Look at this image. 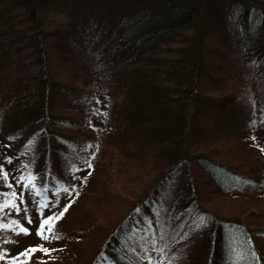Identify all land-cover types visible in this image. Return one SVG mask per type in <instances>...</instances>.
<instances>
[{
    "label": "trees",
    "instance_id": "trees-1",
    "mask_svg": "<svg viewBox=\"0 0 264 264\" xmlns=\"http://www.w3.org/2000/svg\"><path fill=\"white\" fill-rule=\"evenodd\" d=\"M124 1L119 15L116 11L107 16L103 13L95 25L88 18L82 29L71 23L51 29V14L63 9L66 0H0V112L4 121L8 125L15 121V131L27 129L33 136L39 129L36 121L58 118L50 116L52 104L55 97L70 90L96 98V102L116 101L105 110L123 124L114 132V127L97 132L98 128L85 131L69 123L66 134L54 130L62 140L52 142L43 136L36 144L42 154L57 153L60 147L65 150L52 163L57 166L44 168L43 172L36 168L33 173L24 163L17 172L12 165L8 168L5 164L9 161L3 159L0 193L2 186L16 187V181L10 180L12 174L37 178L32 183L40 185L41 198L43 190L46 194L57 192L48 174L60 180L61 187L74 180L70 184H76L78 191L83 180L97 189L103 185L102 180L111 177L106 161L121 153L126 160H134L141 168L150 166L154 171L142 192L133 193L126 213L122 216L115 209L105 210L107 205H118L105 195L107 201L94 198L89 201L92 203H84L85 210H80L81 216L75 215L73 225L66 223L70 207L62 218L52 222V228L60 230L56 237L67 234V230L110 231L101 249L83 245L73 252L76 262L79 257L76 264H264L263 246L253 238L254 233L263 236L264 227H254L257 229L251 235L243 219L233 224L218 218L217 212L206 208L198 187H194L202 171L215 185L213 192L233 193L232 180L237 183L236 190L250 186L252 181L256 184L254 197L264 199V169L259 168L260 173L245 169L247 160L239 159L242 152L239 154L233 144L235 139L241 140L242 127L254 132L251 148L264 143V130L256 127L258 121L264 120V115L256 111L264 102V0H210L215 3L214 13L207 21L203 19L197 30L199 38L194 34L190 37L186 31L193 29L205 7L203 0H150L148 7L137 0ZM100 10L95 9V13ZM141 11L146 15L141 20L147 19L148 24L133 29L131 22L139 19ZM175 43H180L181 48L176 49ZM186 47H200V52L182 53ZM26 59H30L28 65L21 69ZM13 66L17 69L12 70ZM230 79L235 81L236 89L224 88L218 96L200 94V84L216 86ZM19 137L2 140L0 151L16 147ZM228 142L234 148L228 149ZM76 143L80 150L81 144L94 149L92 164L99 169L94 177L85 178L82 170L78 176L71 168V176L63 180L64 170L70 168L64 166L62 156L79 167L87 164L91 156L73 149ZM25 144L26 141L14 153L18 163L24 158ZM220 154L225 158L217 160ZM49 161L50 157L46 162ZM243 178L246 180H239ZM169 189L171 195L164 192ZM238 196L249 198L241 193ZM69 200L58 198L52 213L58 215L65 205H70ZM54 201L50 198L49 205ZM100 210L102 217H107L104 224L99 220ZM206 212L211 215L206 217ZM195 221L201 226L194 233L190 225ZM163 230L175 231L168 242ZM204 233H208V242L195 247ZM34 254L40 255L36 251L30 253V258L20 259L25 263L34 261Z\"/></svg>",
    "mask_w": 264,
    "mask_h": 264
},
{
    "label": "rangeland",
    "instance_id": "rangeland-1",
    "mask_svg": "<svg viewBox=\"0 0 264 264\" xmlns=\"http://www.w3.org/2000/svg\"><path fill=\"white\" fill-rule=\"evenodd\" d=\"M125 2L126 1L124 0H115L112 3L108 0H66V6L63 9H59L56 13L51 14V23L49 24V28L54 29L57 26H68L71 23L73 25L75 24L74 26L78 27V29H82L84 26H86L88 18H91V24L95 25L96 23H98L100 16L103 15V13L105 16H107L108 14H113L116 11V16L119 15L121 12L120 5ZM137 2H141V4L145 3L147 7L151 5L150 0H137ZM203 2L205 7H202V12L200 14L201 16L199 15L195 19L196 21L194 22V26H192L193 29L189 32L186 31V33H188L190 37L194 34L197 38H199L197 30H199V26L201 25L203 19L207 21L208 18L211 17L214 13L213 9L215 3L211 2L210 0H203ZM133 5H136V2ZM99 8H101L100 12L95 13V9ZM116 16L114 18H116ZM108 17L111 18V16ZM145 17L146 15L144 11L138 12L139 19H135L131 22L132 28L137 29L142 26H147V19L141 20ZM173 46L176 49H180L182 45L180 43H175L173 44ZM196 49H198L199 51H197ZM196 49L186 47L182 49V53H184L185 50H189L190 54H192V52L194 54V51L198 52L199 54L200 47H197ZM29 60L30 59H26L21 62V69L25 68L28 65ZM52 68L54 69L53 66ZM16 69L17 66L12 67V70ZM224 88L232 90L236 89L235 81L231 79L226 80L221 85L216 86H209L208 84L205 85L202 83L200 84V94L218 96L222 94L221 90ZM96 101H98L96 98H90L88 95L80 92H73L68 90V92L61 93L60 96L55 97V102L52 104L50 112V116L57 115L58 118L52 117L49 120L44 118V120L40 119L36 121L35 124L39 126V129L33 136L27 133V129H25L22 133L15 131V121L11 120L10 124L8 125V121H4V118H2L0 112V142L2 140L8 141V139L12 136H20L19 139H21L16 147L8 148L7 150H3L2 152L0 151V165L2 164V160L5 159L9 161L6 162L5 165L8 168L12 165V169L16 170L17 172L18 170H21L20 167H22L24 163L30 171H33V173L35 172L36 168H38L40 172H43L42 169L44 168H49L52 166L56 167L57 165H54L52 163L55 161V158L59 156V154H61L59 152L64 153L65 151L62 147H60L56 149L59 151L57 153L45 152L46 155L42 154L43 151H41V147H39L40 151H38L36 144L37 141L40 140L43 136L49 137V141L52 142H56L58 140L60 141L62 139L58 137L56 133H68L66 127L69 125V123L72 125H79L85 131L92 130L93 128H98L97 132L108 131V129H112L113 127L114 132L116 128H119L123 125L119 121H114L113 117L111 118L110 116V114L112 113L105 110L106 107L110 106L116 101L111 99H107L102 103ZM256 111L261 113V117L264 115V102L261 103L260 108L258 107ZM70 116H73L71 117L72 119L68 118ZM256 127L258 128V130H264V120L258 121L256 123ZM250 129L251 128L248 127H242L239 129L241 140H239L238 138L233 141V144H236L237 148H234L231 142H228V144L226 143V146L228 149L234 148L238 150L239 154L240 152H242V154H240L239 156V159L244 161L247 160V163H244L247 164V168L245 169L253 168L251 169V171L260 173L259 168L264 169V143L258 142L256 148H251L250 146L254 143V132ZM54 130H57L58 132L55 133ZM48 131L50 134H48ZM74 133L81 135L78 131ZM3 134H9V136L6 137L5 135L4 137ZM25 141V150H23L25 152V155L23 159L22 157L20 158L21 162L18 163V157L14 153L19 150V146H23V143ZM81 145L83 146L81 150L80 145H77V143L74 145L73 149L76 150L77 148L78 151H82L84 152V154H91V156L88 157L87 164L82 163L83 166L79 167L75 164L76 162H73L70 159L62 156L64 166L70 168L69 171L64 170V176L60 175L61 172L60 174L58 173V175H60L63 180H66L67 177L69 178L71 176V168L73 169L74 173H77L78 176L81 174L80 170H82L84 176H86L85 178H89L91 176L94 177V173H96L99 169L92 164L94 160V149L91 150V147L88 144ZM218 146H221V144H218ZM226 146L224 148L225 150ZM118 150H121L120 147L118 148ZM185 150L187 153L186 155H189L190 149L187 147ZM41 156H45L46 159L41 161ZM48 157L51 158V161H49V163L46 162ZM34 158H36V160H34ZM224 158L225 155L223 154H220L219 156L216 155L217 160ZM106 163L109 166L111 177L105 178L101 176L102 178H105V180H102L103 185L99 186L97 189H94L93 187H91V185H85L86 182L83 180L81 181L82 189L80 188L78 191H76V184L73 186L70 184L74 183V180H69V184L65 183L61 187L60 180H56V178L52 174H48V176L55 181L57 192L46 194V191L43 190V198L38 195V190L41 189L39 187L40 185H38V182L34 184V187H32L31 185L25 187V184H21L19 176H17V174H12V176L10 175V180L12 179L13 181H16V187H1V190L3 192L0 193V204H3L5 200L13 199L10 195L6 196L5 194L15 192L17 193L15 204L20 210L17 211L16 208L12 206L0 209V224H11L13 221L17 222V224L13 225L12 227L0 228V254L4 256V259L0 260V263L13 264L11 261L14 260V258H18L16 264H39L40 261H45L46 264H66V262L76 264L79 260V257L77 258L76 262V258H74L72 254L73 252H76L77 249H79L81 246L92 245L101 249L104 242L109 236L110 231H107L108 228H105L104 230L98 228L96 230L87 232L76 231L73 233L70 232V230H67V234H63L58 239H54L52 237H56V234L60 230L52 228V232H48V226L46 225L44 234L49 237V239L47 240L37 235V229L39 228L40 223L43 219L47 218L48 216L54 215L52 211L53 208L57 206L56 202L58 198L64 200L70 199L67 202L70 203L71 216H69L66 221V223H69L70 225H73V222L76 220V218L81 216L79 215L80 210H85V206L83 207L84 203H92L89 201H93L94 198H97V200H106L105 195H107V198L110 200V202H113V204H118L117 206H113V208L107 205L105 207V210H108V212H112L115 209V212L118 215L121 214L123 216L128 208L132 205L130 204L129 200H131V198L133 197V193L142 192L143 186L146 182L150 181L149 179L152 177V172L154 171L150 166L141 168L140 165L134 160H126L121 153L119 156H116V158L107 160ZM55 172L57 173V171ZM99 173L102 174L101 169ZM196 179L197 184H195L194 187H198V190L202 196V201L207 205L206 208H209L212 213L217 212L216 214H218V218L230 221L233 224H239L236 222L239 221L238 218L243 219V222L247 224L248 228L252 232L251 235H253L254 233L253 230L257 229L254 227H264V199L261 197H254L256 188L254 186L256 184H254L252 181L250 186H246L243 189L236 190L235 186L237 183L235 180H232L235 183V185H233L234 189H231L233 190V193L229 192V190H227V193L221 191L219 193H216L211 191L212 186L215 185L211 180L207 179L204 176V173L202 171H199V175L196 177ZM34 180H37V178ZM239 180L246 179L243 178ZM229 186H231V180L227 183L226 188L229 189ZM64 189H68V191L65 192ZM47 192H49V188L47 189ZM164 192L170 195L172 194L171 189ZM238 193L249 195V198H241L238 196ZM78 194L80 196L79 199ZM50 198H52V200H55L52 205H49ZM45 202L47 203V207H43L45 208L43 210L41 208V205ZM163 208L164 203L161 202V209ZM102 213L103 211L100 210L98 212V215L100 217L99 220L104 224L107 221V217L103 218ZM210 215V212L205 213L206 217H209ZM29 220H31V223H29ZM183 223L179 227H182ZM193 224L194 225H190V229L195 233L197 230H200V227H197L196 221L193 222ZM21 226L28 229L27 234L21 233L19 231V228ZM177 231L179 232V228L177 229ZM174 232L175 231L166 232L163 230V237L165 239V242H168L171 239ZM59 234L61 235L62 232H60ZM207 235L208 233L200 235L201 238L198 240L199 242L195 244V247H199L201 246V244H206L209 240ZM254 236L255 237H252L256 239L257 243L260 246H263L261 247L263 251L264 235L258 236L254 233ZM29 244L31 245V248L40 246L48 249L49 251L47 253L43 251H37L40 253V255H32L34 261L31 260L30 262L25 263L20 259V254L24 253L25 249L30 248ZM132 252L134 253L135 251Z\"/></svg>",
    "mask_w": 264,
    "mask_h": 264
},
{
    "label": "snow or ice",
    "instance_id": "snow-or-ice-1",
    "mask_svg": "<svg viewBox=\"0 0 264 264\" xmlns=\"http://www.w3.org/2000/svg\"><path fill=\"white\" fill-rule=\"evenodd\" d=\"M0 170H2V168H0ZM4 176L6 178L7 177V173H4ZM34 179L35 178L33 176H31V175H29L27 177L21 176L19 178L20 181H25V180L27 181V183H25V185H24L25 187H28L29 185L34 187V184L32 183ZM64 191L67 192L68 189H64ZM5 195L6 196L10 195L13 199L12 200H5L3 204H0V209L12 206V207L16 208L17 211H19L20 209L15 204V198L17 196V193L12 192L10 194H5ZM43 207H47V203L46 202L41 205V208H43ZM69 207H70V205H65L64 208H63V211H61L58 215L48 216L47 218L43 219L41 221V223H40L39 228L37 229V235L41 236L45 240L49 239V237L44 234L45 233V226L46 225L48 226V228H47L48 232H52V230H53L52 229V222L54 220H58V219L62 218L64 213L67 212ZM29 223H31V220H29ZM16 224H17L16 221H13L11 224H0V228H9V227H12L13 225H16ZM200 226L201 225H197V227H200ZM19 231L21 233H25V234L28 233V229H26V228H24L22 226L19 228ZM52 238L58 239L59 237H55L54 236ZM36 251H43V252L47 253L49 250L45 249L43 247L37 246V247L26 249L25 252L21 253L20 255L30 258V253H33V252H36ZM2 259H4V256L2 254H0V260H2ZM17 260H18V258H14L13 264H16Z\"/></svg>",
    "mask_w": 264,
    "mask_h": 264
}]
</instances>
